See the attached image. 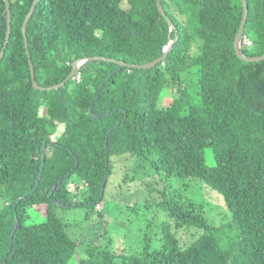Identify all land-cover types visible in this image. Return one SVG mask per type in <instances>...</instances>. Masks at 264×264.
<instances>
[{
    "label": "trees",
    "instance_id": "obj_1",
    "mask_svg": "<svg viewBox=\"0 0 264 264\" xmlns=\"http://www.w3.org/2000/svg\"><path fill=\"white\" fill-rule=\"evenodd\" d=\"M34 1L9 0L0 62V264H264V60L236 56L240 0H161L172 32L157 0H38L26 37L42 88L61 84L84 58L152 63L178 38L152 69H124L106 82L117 66L88 61L79 83L52 91L32 84L22 25ZM246 3L250 44L241 51L259 57L264 0ZM6 36L0 0V53ZM188 71L190 90L178 79ZM93 104L94 115H107L91 118ZM126 155L153 167L165 219L150 223L154 232L146 227L135 251L91 244L83 254L55 210H93ZM173 177L220 195L231 222L213 227L201 204L163 187Z\"/></svg>",
    "mask_w": 264,
    "mask_h": 264
},
{
    "label": "rangeland",
    "instance_id": "obj_2",
    "mask_svg": "<svg viewBox=\"0 0 264 264\" xmlns=\"http://www.w3.org/2000/svg\"><path fill=\"white\" fill-rule=\"evenodd\" d=\"M234 4L238 5V1L234 0ZM169 10L184 23L185 19L172 7ZM198 49V44H194L190 56L197 54ZM178 79L183 81L184 88H192L191 71L181 73ZM174 89L176 92V87ZM164 102L167 104L168 100ZM43 112L41 109L40 114ZM61 132L62 127L57 134ZM166 185L169 191L178 189L201 204L205 217L213 227H224L231 222V214L222 197L205 185L179 181L174 177L163 183V187ZM160 186L158 177L147 160L130 155L122 156L115 160L113 177L105 190L102 203L93 210L84 207L58 208L55 213L67 225L69 236L78 244L83 254L91 244H100L125 253L135 251L144 237L146 227L150 226V230L154 232L156 229L150 223L154 221L158 225L165 219L158 206L161 200L157 193L161 191ZM5 205L6 202L0 200V209ZM195 232L193 231L194 234Z\"/></svg>",
    "mask_w": 264,
    "mask_h": 264
},
{
    "label": "water",
    "instance_id": "obj_3",
    "mask_svg": "<svg viewBox=\"0 0 264 264\" xmlns=\"http://www.w3.org/2000/svg\"><path fill=\"white\" fill-rule=\"evenodd\" d=\"M37 2H38V0L34 1V4H33L32 8H31L30 12L26 16V18H25V20L23 22V25H22V32H23V36H24L26 54H27L28 61H29V67H30L32 84H33V87L36 90L52 91V90H58V89L62 88L66 84L67 81H70V80L74 79L75 74L88 61H104V62L113 63V64H115L117 66V68L107 77L106 82H108L114 75H116L117 73L121 72L124 69H134V68L135 69H144V70L152 69L158 63H161V62H163L166 59L168 53L172 50L173 45L178 40V38L176 37L173 41H171L169 43V45L167 47L164 48L163 56L161 58H159L158 60H156V61H154L152 63H148V64H145V65H129V64H126L124 62H118L116 60L99 58V57H96V58H84V59L77 60V61L72 63V65H71L72 70H71L70 74L68 75V77L61 84L56 85V86L47 87V88H42V87H40L37 84L36 79H35L34 66H33V63L31 61V56H30V53H29V50H28L27 37H26L27 23H28L30 17L33 15V12H34V9H35V6H36ZM240 2H241V5H242V9H243V18H242V21H241V24H240V27H239V31H238V33H237V35L235 37V42H234L236 56L238 58H240L241 60L245 61V62H250V63L260 62V61L264 60V55L259 56V57H246V56L243 55V53L241 51L242 41H243V38H244L245 23H246L247 17H248V7H247L246 0H240ZM5 4H6V11H7V36H6V41H5L4 47H3V49H2V51L0 53V62L2 61L3 56L5 54V51H6L8 42H9L10 33H11V12H10L9 0H5ZM157 8H158V11L160 12V14L166 19V22L168 23V25L170 27V31L169 32H172L173 28H174V25H173L172 21L167 18L166 14L164 12V9L162 7V4H161V0H157ZM103 88H104V85H101L99 90H98V93H97V95L95 97L94 104L97 102L100 94L102 93ZM94 104L91 106V108L89 109V112H88L91 118L99 119L101 116H106L107 115L105 113L102 114V115H94L93 114ZM105 184H106V179H104L103 182H102L101 195H103V191L105 189ZM15 229H16V227H15Z\"/></svg>",
    "mask_w": 264,
    "mask_h": 264
},
{
    "label": "built area",
    "instance_id": "obj_4",
    "mask_svg": "<svg viewBox=\"0 0 264 264\" xmlns=\"http://www.w3.org/2000/svg\"><path fill=\"white\" fill-rule=\"evenodd\" d=\"M243 44L246 45V46H248L250 43H249L248 39L243 38L242 45H243ZM73 80H75L77 83L80 82V80H81V75H80V72H79V71L75 74Z\"/></svg>",
    "mask_w": 264,
    "mask_h": 264
}]
</instances>
